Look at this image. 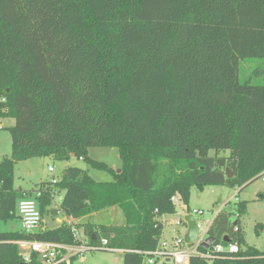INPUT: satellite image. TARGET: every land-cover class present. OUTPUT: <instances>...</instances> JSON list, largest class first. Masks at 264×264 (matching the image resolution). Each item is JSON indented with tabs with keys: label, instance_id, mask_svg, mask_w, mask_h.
<instances>
[{
	"label": "trees",
	"instance_id": "obj_1",
	"mask_svg": "<svg viewBox=\"0 0 264 264\" xmlns=\"http://www.w3.org/2000/svg\"><path fill=\"white\" fill-rule=\"evenodd\" d=\"M245 58L264 60V0H0V119H13L0 217H17V200L31 197L13 188L18 160L75 157L112 176L97 181L68 166L43 182L40 228L0 231V264H43L36 253L25 261L16 241L75 242L69 225L44 222L54 186L65 216L118 206L125 223L86 226L89 244L141 264L137 251L157 244L172 196L187 206L191 185L241 191L263 176L264 80L239 79ZM111 146L119 171L88 155ZM246 205L227 201L208 229L238 251L189 264H264V251L230 220Z\"/></svg>",
	"mask_w": 264,
	"mask_h": 264
},
{
	"label": "rangeland",
	"instance_id": "obj_2",
	"mask_svg": "<svg viewBox=\"0 0 264 264\" xmlns=\"http://www.w3.org/2000/svg\"><path fill=\"white\" fill-rule=\"evenodd\" d=\"M263 75L264 60L262 61L257 58L239 60L240 80L256 83L264 80ZM0 123L2 125V128H0L1 160L4 157H9L11 153V139L8 128L13 125V119L3 118L0 119ZM88 155L95 160L104 162L115 171L120 170L122 166L118 148L115 146L90 147L88 149ZM68 166H77L86 169L90 177L97 181H109L112 179L110 172L93 169L89 165H86L84 161L75 157H71L67 161L54 160L49 157H35L15 162L13 188L22 192V195H31V197H35L36 190L40 187L44 188V186L41 185L43 182H51V180L59 179L64 169ZM49 167L52 168V171L48 170ZM262 194H264V175L247 183L241 191H239L238 188L233 189L226 186L204 185L202 188H199L191 185L188 205L186 206L179 201L174 204L173 213L165 214L160 218L163 223V237L168 238L175 234H184V227H176L172 223L176 219L182 218L188 209L202 210L203 214L195 215V219L200 225L206 226L212 220L215 212L227 201L234 204L236 201L245 200L247 201L245 213L239 218L232 213L230 218L231 223L238 219L246 243L264 251V197H260ZM61 195L62 191L57 186H54L52 201L50 205L46 207L48 211L47 215L55 222L63 215L59 208V198ZM186 207L188 209H186ZM104 221L109 222V220ZM21 229L22 226L18 215L17 217H0V231H19ZM81 235L84 237L82 226ZM121 254L119 250L86 251L83 256L73 259L71 264H122ZM141 264H147L144 256Z\"/></svg>",
	"mask_w": 264,
	"mask_h": 264
},
{
	"label": "built area",
	"instance_id": "obj_3",
	"mask_svg": "<svg viewBox=\"0 0 264 264\" xmlns=\"http://www.w3.org/2000/svg\"><path fill=\"white\" fill-rule=\"evenodd\" d=\"M0 128H2L1 123ZM48 170L52 171V168L49 167ZM56 181L57 180H51L52 183H55ZM40 195L41 191L36 190L35 197H22L17 200L16 214L20 219L22 226L21 230L24 232H33L37 230L42 223V217L37 202V197ZM171 201L173 204H176L180 201V198L178 196H172ZM188 214L193 215L195 218V215H201L203 214V211L188 209L182 218H178L172 223L176 227L185 228L183 235L175 234L168 238L161 235L153 249L137 251L146 258L147 264H189L192 256H198L210 261L214 255L225 252L234 253L238 251L237 242L231 239L229 242L221 241L219 243H213L208 249H204L205 251L201 250L203 249L201 244L210 236L208 229L212 220L206 226H202L195 219L198 227L197 236L191 244L185 243V216ZM235 215L237 216L236 213ZM69 227L75 239L74 243L63 244L50 241H16L19 254L25 261L30 259L32 253H36L41 258L43 264H70L73 259L83 256L86 251L101 250V248L97 246H91L88 238L85 236L83 238L77 226L70 224ZM236 229L237 228L235 227L234 230ZM106 244L107 241L103 239L100 246L103 247ZM115 250L120 249H107V251Z\"/></svg>",
	"mask_w": 264,
	"mask_h": 264
},
{
	"label": "crops",
	"instance_id": "obj_4",
	"mask_svg": "<svg viewBox=\"0 0 264 264\" xmlns=\"http://www.w3.org/2000/svg\"><path fill=\"white\" fill-rule=\"evenodd\" d=\"M104 220H109V222H105ZM57 222H59L60 224L65 223L66 225H69V226L70 224L77 226L79 232H81V226H82V229L84 230V236L87 237L86 226H89V225L97 226L101 224L103 225L124 224L125 217L121 209L118 206H111V207L103 208L98 211H93L91 209H84L72 216L62 215L60 216V219L57 220ZM39 228L40 227H38V229ZM162 236H163V233H162ZM119 252L122 253L123 251L119 250ZM121 255H122L121 259H123V254Z\"/></svg>",
	"mask_w": 264,
	"mask_h": 264
},
{
	"label": "water",
	"instance_id": "obj_5",
	"mask_svg": "<svg viewBox=\"0 0 264 264\" xmlns=\"http://www.w3.org/2000/svg\"><path fill=\"white\" fill-rule=\"evenodd\" d=\"M226 176L228 178H230L232 176L229 169H226ZM44 222L49 229H53V228L60 226L59 222H55V221L51 220L48 216L44 217ZM185 222H186V234H185V238H184L185 243L191 244L195 240L197 233H198L197 223L195 221L194 216L191 214H188L185 216ZM235 224H236V221L233 222V225H235ZM223 240L225 242L230 241V239L227 236H224ZM214 242H215V238L210 235L209 237L206 238L205 242H203L201 244V247L203 249H208L210 247V245L213 244ZM23 264H25V263H23Z\"/></svg>",
	"mask_w": 264,
	"mask_h": 264
}]
</instances>
